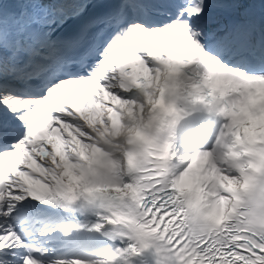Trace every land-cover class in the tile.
I'll return each instance as SVG.
<instances>
[{"label": "snow or ice", "instance_id": "obj_1", "mask_svg": "<svg viewBox=\"0 0 264 264\" xmlns=\"http://www.w3.org/2000/svg\"><path fill=\"white\" fill-rule=\"evenodd\" d=\"M0 264H264V0H0Z\"/></svg>", "mask_w": 264, "mask_h": 264}]
</instances>
